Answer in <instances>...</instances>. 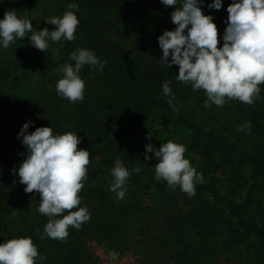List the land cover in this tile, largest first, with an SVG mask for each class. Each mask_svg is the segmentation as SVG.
Instances as JSON below:
<instances>
[{
	"label": "trees",
	"instance_id": "16d2710c",
	"mask_svg": "<svg viewBox=\"0 0 264 264\" xmlns=\"http://www.w3.org/2000/svg\"><path fill=\"white\" fill-rule=\"evenodd\" d=\"M212 2L200 6L222 47L232 0H222L220 10L210 9ZM73 3L78 9H69ZM174 10L160 0H20L15 11L34 31L55 30L47 19L66 11L79 25L74 40H49L45 52L31 45V33L7 49L0 44V244L30 237L36 264H97L91 241L134 249L144 264H264V83L252 105L226 99L205 107L204 90L179 82L177 65L160 63L158 37L175 29ZM6 11L0 8V19ZM77 49L92 51L104 67H82L84 99L72 103L56 83ZM28 122L29 133H76L78 149L90 153L79 193L90 219L79 230L69 227L66 240L41 239L49 217L38 212L39 194L19 183L27 149L18 135ZM249 122L250 133L238 131ZM169 140L186 147L184 158L202 174L192 197L156 180L154 153L145 159L146 145L159 150ZM116 159L131 173L123 199L110 190Z\"/></svg>",
	"mask_w": 264,
	"mask_h": 264
},
{
	"label": "clouds",
	"instance_id": "9594fccd",
	"mask_svg": "<svg viewBox=\"0 0 264 264\" xmlns=\"http://www.w3.org/2000/svg\"><path fill=\"white\" fill-rule=\"evenodd\" d=\"M175 10L170 13L174 30H165L158 37L162 50L160 63L170 68L177 65L179 73L175 78L182 83L191 84L194 91L204 90V106L214 104L222 107L226 99L238 100L252 105L259 98L260 87L264 83V0H232L227 7V27L223 34V46L219 47V31L211 15H205L201 4L203 0H160ZM69 9H78L77 4H69ZM210 9L220 10L222 0H213ZM47 23L55 30L45 27L34 31L32 22L21 18L15 10H8L0 19V44L7 49L17 38L23 40L31 33V45L45 52L48 41H67L75 39L79 20L73 11H66L62 18L51 17ZM186 33V34H185ZM171 57V63H169ZM74 65L66 64L58 69L62 78L56 83L57 94L72 103L84 99L85 82L79 76L84 65L104 64L87 49H77L72 53ZM163 93L169 96L171 105L172 90L169 82L162 85ZM30 123H25L18 139L27 149L26 158L18 168L19 183L25 185L26 193L39 194L38 212L49 217L41 239L66 240L68 228L77 230L90 219L86 207H80V191L87 178V166L90 164L88 150L78 149L81 143L76 133L68 131L54 134L51 127H37L29 133ZM251 125L245 123L238 131L248 130ZM151 139V136H148ZM186 147L172 141L161 144L159 150L146 145L147 153H154L157 163L154 166L156 180H164L170 188L179 185L189 197L195 195L196 182H202L190 161L184 158ZM111 170L114 183L110 190L117 193L118 199L125 196V181L131 173L120 159H116ZM139 174L142 169L132 170ZM78 208V210H73ZM15 211V210H14ZM65 212L67 214L65 215ZM62 217V218H57ZM40 254L30 237L14 238L0 244V264H36ZM43 259V257H40Z\"/></svg>",
	"mask_w": 264,
	"mask_h": 264
},
{
	"label": "rangeland",
	"instance_id": "374dc122",
	"mask_svg": "<svg viewBox=\"0 0 264 264\" xmlns=\"http://www.w3.org/2000/svg\"><path fill=\"white\" fill-rule=\"evenodd\" d=\"M20 0H0L3 10H15ZM10 8V9H9ZM91 250L97 257V264H144L134 249H116L107 243L91 241Z\"/></svg>",
	"mask_w": 264,
	"mask_h": 264
}]
</instances>
